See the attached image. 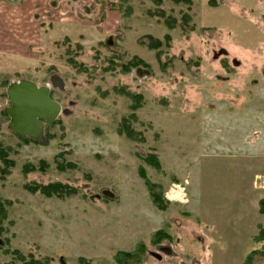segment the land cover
<instances>
[{
    "label": "rangeland",
    "instance_id": "obj_1",
    "mask_svg": "<svg viewBox=\"0 0 264 264\" xmlns=\"http://www.w3.org/2000/svg\"><path fill=\"white\" fill-rule=\"evenodd\" d=\"M31 1L44 16L40 43L27 47L24 38L13 55L0 51V146L13 161L0 172V264L17 262L14 250L44 264H117L116 251L139 240L144 264H241L260 248L252 238L264 227V0ZM147 34L162 40L160 60L140 42ZM67 45L83 69L68 63ZM220 48L227 54L214 58ZM133 56L147 67L123 70ZM53 74L62 89L51 86ZM21 78L51 86L66 111L46 126L43 144L7 128L5 90ZM135 93L132 127L142 141L117 134ZM150 151L164 173L142 161ZM138 165L164 199L185 181L183 199L157 210ZM52 182L75 192L45 196L24 186ZM165 224L171 238L151 245Z\"/></svg>",
    "mask_w": 264,
    "mask_h": 264
},
{
    "label": "trees",
    "instance_id": "obj_2",
    "mask_svg": "<svg viewBox=\"0 0 264 264\" xmlns=\"http://www.w3.org/2000/svg\"><path fill=\"white\" fill-rule=\"evenodd\" d=\"M122 1V0H120ZM159 2V0H153ZM176 3H184L189 5L191 3V0H173ZM161 14H163L161 12ZM167 18V17H166ZM182 18V25H186L189 19L188 14L183 13L181 16ZM172 20V19H171ZM165 25L168 27H171L172 25L169 23L168 20L165 21ZM66 40L67 38L64 37ZM170 36L168 34L164 35V42H169L170 41ZM141 43H143L147 48L155 50V56L158 60H160L161 53H162V40H159L157 38H154L152 35L147 34L145 36V39L140 40ZM66 54L67 58L66 60L68 63L71 64V66L75 68L82 67L84 66L81 63H76L74 57L72 54H74L73 47L76 46H71L67 45L66 46ZM72 52V54L70 53ZM69 54V55H68ZM123 70H128L129 68L132 67H147V64L137 58V57H132L130 60H128L127 63L123 64ZM125 93V92H124ZM130 98L132 99L133 103L130 105L131 112L127 117L122 118L120 121V125L117 127V134L118 135H123L125 138L129 140H136V141H142L143 139L140 137L141 135L139 134L140 131L135 130L132 125L133 123L137 120L136 114L134 113L135 109L139 107L140 101H141V94L135 93L134 95H129ZM47 126V125H46ZM45 126V129H46ZM137 136V138H135ZM45 136L47 138V134L45 131ZM25 140H30L28 138L21 137ZM59 155V154H58ZM142 161L150 165L156 172L159 173H164L162 170L161 163L154 154L153 151L147 152L144 156H141ZM0 161L4 164V167H0V172L6 173L7 168L9 166L13 165V161L7 158V152L0 146ZM58 168H62L63 166L58 163ZM70 167H73V164H69ZM32 170L33 167H30ZM137 174L138 176L143 180V183L147 189L148 193V198L149 201H151L152 205L155 206L157 210L164 211L167 208L168 201L164 199L162 196V191L161 187L156 184L155 182H152L149 177L146 175V172L144 168L141 165L137 166ZM26 189H28L31 192H36L39 191L45 196H51V195H57V196H62L64 193L65 194H71L75 192V188L69 187L66 184H62L60 182H52L48 184H34V185H24ZM258 211L260 213H264V198L259 199L258 201ZM5 216V210L3 208V204L0 202V223H1V218ZM259 226V225H258ZM171 238V235L168 231L167 224H165L162 228H159L155 230L149 237V243L151 245H159L162 243L164 240H169ZM253 242L255 243H261L260 248H255L250 250L245 257L243 258L241 264H252L253 259L255 255H263L264 256V227L259 226L258 227V232L256 235L253 236L252 238ZM146 244L142 242L141 240L137 241L133 248L129 251H123V250H118L116 253L113 255V259L117 264H144L147 258V252H146ZM13 254L15 255L17 262H13L12 264H44L42 261L34 259L33 257L25 258L23 257L19 252L16 250L13 251ZM20 261V262H19ZM78 261H84L82 258H78ZM86 264H90L87 262Z\"/></svg>",
    "mask_w": 264,
    "mask_h": 264
},
{
    "label": "water",
    "instance_id": "obj_3",
    "mask_svg": "<svg viewBox=\"0 0 264 264\" xmlns=\"http://www.w3.org/2000/svg\"><path fill=\"white\" fill-rule=\"evenodd\" d=\"M226 54L227 50L220 48L218 52L213 53V57ZM233 63L238 64L236 60H233ZM50 83L55 88L64 87L63 79L57 74L51 76ZM51 86L38 85L35 81L25 78L11 81L7 85L5 92L9 105L3 112L9 118L8 130L38 144L46 141L45 124L53 123L62 112L61 104L50 96ZM102 194L112 196L107 190Z\"/></svg>",
    "mask_w": 264,
    "mask_h": 264
},
{
    "label": "crops",
    "instance_id": "obj_4",
    "mask_svg": "<svg viewBox=\"0 0 264 264\" xmlns=\"http://www.w3.org/2000/svg\"><path fill=\"white\" fill-rule=\"evenodd\" d=\"M2 1V0H0ZM14 4H3L5 6H0V22L6 19L4 25L5 29L2 30L4 34L0 37V49L13 55L14 46L17 45V42L22 39L25 40L24 45L34 46L40 43L41 35L43 32L42 23L44 21V16H37L38 5L33 3L31 0H10ZM68 5L65 7V12L68 11ZM22 20V21H20ZM20 21V22H19ZM21 24L22 27H16L17 24ZM34 23V25H33ZM14 25V26H13ZM18 30L21 31H17ZM15 31V33H13ZM21 32V33H20ZM24 33V36H22ZM13 47V50H12ZM2 49L0 51H2ZM10 49V50H9Z\"/></svg>",
    "mask_w": 264,
    "mask_h": 264
},
{
    "label": "built area",
    "instance_id": "obj_5",
    "mask_svg": "<svg viewBox=\"0 0 264 264\" xmlns=\"http://www.w3.org/2000/svg\"><path fill=\"white\" fill-rule=\"evenodd\" d=\"M183 187L178 184H173L168 192H166V197L168 199H178L182 200L184 197ZM176 192V193H175Z\"/></svg>",
    "mask_w": 264,
    "mask_h": 264
}]
</instances>
